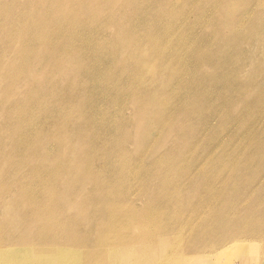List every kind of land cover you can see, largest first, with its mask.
Returning <instances> with one entry per match:
<instances>
[{
	"label": "bare ground",
	"instance_id": "1",
	"mask_svg": "<svg viewBox=\"0 0 264 264\" xmlns=\"http://www.w3.org/2000/svg\"><path fill=\"white\" fill-rule=\"evenodd\" d=\"M263 254L264 0H0V264Z\"/></svg>",
	"mask_w": 264,
	"mask_h": 264
},
{
	"label": "rangeland",
	"instance_id": "2",
	"mask_svg": "<svg viewBox=\"0 0 264 264\" xmlns=\"http://www.w3.org/2000/svg\"><path fill=\"white\" fill-rule=\"evenodd\" d=\"M261 257H263L262 259H261ZM260 257V259H259V261H260V263L259 264H264V254H263V256H261ZM258 264V263H257Z\"/></svg>",
	"mask_w": 264,
	"mask_h": 264
}]
</instances>
